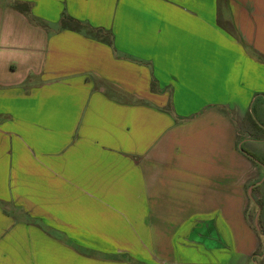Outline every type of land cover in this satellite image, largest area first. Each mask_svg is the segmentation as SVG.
<instances>
[{"label": "crops", "instance_id": "crops-1", "mask_svg": "<svg viewBox=\"0 0 264 264\" xmlns=\"http://www.w3.org/2000/svg\"><path fill=\"white\" fill-rule=\"evenodd\" d=\"M263 109L264 0H0V264H264Z\"/></svg>", "mask_w": 264, "mask_h": 264}, {"label": "trees", "instance_id": "trees-1", "mask_svg": "<svg viewBox=\"0 0 264 264\" xmlns=\"http://www.w3.org/2000/svg\"><path fill=\"white\" fill-rule=\"evenodd\" d=\"M13 7L16 8L17 10L20 11H25L27 12L28 6L25 3L22 2H14ZM218 25L226 30L228 33L234 34L235 33V28L232 23L228 21H222L219 20L217 21ZM60 27L62 29H70L78 32H82L86 35H89L91 37L98 38L101 41L106 42L107 44H111V33L110 31L104 30L103 28L100 27H91L87 23H84L80 20H77L65 13H62L60 16Z\"/></svg>", "mask_w": 264, "mask_h": 264}, {"label": "rangeland", "instance_id": "rangeland-1", "mask_svg": "<svg viewBox=\"0 0 264 264\" xmlns=\"http://www.w3.org/2000/svg\"><path fill=\"white\" fill-rule=\"evenodd\" d=\"M263 114H264V109L262 110ZM259 124V122H258ZM240 149L244 152H246L251 159H261V156L264 155V148L261 146H256L254 144H251L249 142H245L243 141V137L240 138ZM262 154V155H261ZM259 221V220H258ZM259 222H258V227H259Z\"/></svg>", "mask_w": 264, "mask_h": 264}, {"label": "water", "instance_id": "water-1", "mask_svg": "<svg viewBox=\"0 0 264 264\" xmlns=\"http://www.w3.org/2000/svg\"><path fill=\"white\" fill-rule=\"evenodd\" d=\"M254 224H255L256 228H258V223H257V219L256 218L254 220Z\"/></svg>", "mask_w": 264, "mask_h": 264}]
</instances>
